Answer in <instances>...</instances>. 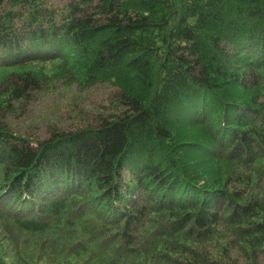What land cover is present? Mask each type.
Wrapping results in <instances>:
<instances>
[{
	"label": "trees",
	"instance_id": "obj_1",
	"mask_svg": "<svg viewBox=\"0 0 264 264\" xmlns=\"http://www.w3.org/2000/svg\"><path fill=\"white\" fill-rule=\"evenodd\" d=\"M0 264H264V0H0Z\"/></svg>",
	"mask_w": 264,
	"mask_h": 264
},
{
	"label": "rangeland",
	"instance_id": "obj_2",
	"mask_svg": "<svg viewBox=\"0 0 264 264\" xmlns=\"http://www.w3.org/2000/svg\"><path fill=\"white\" fill-rule=\"evenodd\" d=\"M51 2L60 4V0H51ZM46 67L50 68L51 65L48 64ZM54 92V94L34 93L32 99L14 104L15 112L10 121L15 126L16 133L26 135L30 140L35 141L43 138L46 126L53 124L52 120L58 121V125L63 128H68L69 124L76 120L73 118L72 109L68 108L72 103L85 110L90 104L98 102L106 106L110 104L107 87L98 86L81 92L74 86L61 85Z\"/></svg>",
	"mask_w": 264,
	"mask_h": 264
}]
</instances>
